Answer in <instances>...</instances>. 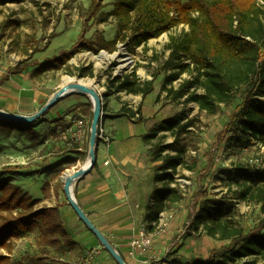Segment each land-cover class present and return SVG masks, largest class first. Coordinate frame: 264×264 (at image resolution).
<instances>
[{
    "label": "trees",
    "instance_id": "1",
    "mask_svg": "<svg viewBox=\"0 0 264 264\" xmlns=\"http://www.w3.org/2000/svg\"><path fill=\"white\" fill-rule=\"evenodd\" d=\"M114 0L112 9L104 12L103 0H90L86 11L87 20L102 24L112 18L117 26L116 37L106 40L98 35L93 41L83 38V31L76 44L40 64L8 68L0 78V86L12 75H19L29 67H37L36 75L68 69V62L81 50L97 54L105 51L112 54L117 44L123 43L128 52L141 48L147 52L150 40L158 39L180 25L186 26L178 36H170L164 46L167 56L162 59L150 81H141L133 69L121 77L111 78L108 72L107 89L111 94L124 92L127 95L147 97L154 91V81L161 72L168 73L161 91L169 103L195 104L200 112L214 115L221 106L235 105L231 118L233 148L257 145L264 148V0ZM153 61L160 59L152 56ZM115 63L111 65L112 69ZM78 78H95L92 66L76 70ZM189 75L177 88L173 82L182 75ZM197 91H200L197 94ZM104 105H102V111ZM104 112V111H103ZM141 123V111L123 106L112 119L127 117ZM104 120V118H103ZM184 114L165 119L155 124L142 137L145 145H151V161L160 162L156 167L153 182L155 188L152 204L148 207V220L153 228L160 215L170 203L181 200L179 189L173 187L178 170L185 165V146L180 139L189 122L183 123ZM20 123L3 122L0 126L15 128ZM170 137V143L162 138ZM98 143V139L96 144ZM87 153L82 155L86 158ZM214 168L207 165L206 172ZM234 181L242 183L238 194L241 198L260 205L264 212V171L238 165ZM62 172L51 176L57 182ZM245 181L246 183L243 184ZM57 194V191H54ZM44 189L45 198L49 197ZM39 200L31 198L11 181H0V264H24L14 262V242L38 229L40 245L60 252L63 245L70 244L68 233L63 227L59 207L38 209ZM233 206L225 198L209 199L203 196L202 203L188 228L190 233L202 232L207 237L223 242L212 250L205 260L196 259L184 264H238L246 259L264 256V221L249 232H245L232 219ZM151 228V229H153ZM171 264H181L174 259ZM245 264V263H244Z\"/></svg>",
    "mask_w": 264,
    "mask_h": 264
},
{
    "label": "rangeland",
    "instance_id": "2",
    "mask_svg": "<svg viewBox=\"0 0 264 264\" xmlns=\"http://www.w3.org/2000/svg\"><path fill=\"white\" fill-rule=\"evenodd\" d=\"M113 1L103 0L104 12L112 9ZM258 2L262 4L261 0ZM89 5L90 0H0V77L10 67L40 64L39 62L47 60L49 56L57 55L59 50L55 48L58 43L50 46V41L54 34L59 32L72 33L79 29L80 32L83 31V38L86 41H93L98 35L107 40L114 39L118 35L115 21L109 18L107 22L99 24L94 19L87 20L86 11ZM183 31H187V27L180 25L158 39L150 40L146 53L141 48L128 52L123 43H118L117 50L112 54L105 51L94 54L81 50L68 62L72 75L68 74V69L36 75L37 67L31 66L25 73L11 77L9 82L0 87V110L26 116L33 115L59 88L63 87L64 80L69 78L96 89L104 105L100 122L102 123L106 110L111 112L110 110H115L122 104L121 97L110 95L112 90L107 89L108 72L110 71L113 78L121 77L135 69L138 78L150 81L151 74L157 71L160 62L167 56L163 50L169 37L178 36ZM152 56L158 57L159 62L153 61ZM113 63L115 66L110 69ZM125 63L129 64L124 67ZM88 65L92 66L95 78H78L76 70ZM167 75L168 73L164 72L158 74L153 82L157 89L152 93V98L158 110L157 114L163 120L184 114L183 123L189 122L185 133L180 137L185 146L183 156L185 165L178 170L175 183L172 185L177 186L181 196L180 202L189 209V215L182 227L184 235L187 237V226L191 224L204 195L209 199L225 198L231 202L233 221L247 232L253 230L264 221V212L260 205L247 200L248 197L243 199L238 194L242 183L234 181L236 176L234 171L238 165L264 171V148L257 145L232 147L233 131L228 127L231 126L230 120L237 103L230 108L221 106L214 115L200 112L197 105L192 103L187 105L169 103L165 93L161 91ZM188 78L189 75H182L172 86L177 88ZM199 93L200 91H197V94ZM84 96L71 95L60 100L32 124L15 128L0 126V181L9 180L31 198L40 199L36 206L38 209L46 207V204L42 203L44 189L58 190L59 195L66 199L63 193V174L75 172L83 167L87 160V156L83 159L82 155L88 154L89 133L83 144L72 140L70 136L67 137L70 139H63V134L65 132L69 134L71 125L77 120L86 122L90 130L93 106L89 97L87 103L80 101ZM126 97L123 99L125 106L132 102ZM141 107L142 104H137L133 108L136 112L137 109L141 111ZM77 109L78 113L75 114ZM65 116L69 118L65 119ZM137 118L136 116L132 121ZM65 121L68 123L65 124ZM157 141L159 140L151 145ZM161 141L170 143L173 139L168 136ZM151 145L148 149L149 156L152 151ZM207 165L213 166L214 169L206 172ZM60 171L62 174L58 181L52 182L51 176ZM141 230L146 231L145 228ZM39 235V230L35 229L29 231L23 239L15 241L14 254L10 259L14 262L23 260L24 264H80L92 252L86 250L75 258H67L61 254L65 252L64 246L60 252L41 246ZM0 253L6 254L5 251ZM243 262L264 264V256L246 259Z\"/></svg>",
    "mask_w": 264,
    "mask_h": 264
},
{
    "label": "crops",
    "instance_id": "3",
    "mask_svg": "<svg viewBox=\"0 0 264 264\" xmlns=\"http://www.w3.org/2000/svg\"><path fill=\"white\" fill-rule=\"evenodd\" d=\"M80 31L77 29L72 33L71 31L56 33L50 41V46L58 43L56 50H69L76 44ZM93 73L96 76L94 70ZM19 75L10 76L9 80ZM156 89L154 87V93ZM152 93L145 98L140 95H127L124 92L115 93L114 96L121 97L122 104L115 110H110L111 112L106 110L101 123L109 142L98 139L96 164L85 176L75 182L72 189L73 196L80 209L126 264H171L174 259L184 264L196 259L205 260L209 257L210 251L218 249L223 242L209 238L202 232L188 231L186 237L182 227L189 215V209L184 203L179 201L166 206L162 213L166 218V226L158 235L155 234V227L153 228V224L148 220L147 209L152 204L157 186L153 182L154 172L160 162L151 161L148 155L150 147L143 143L142 137L155 124L163 121V118L157 114ZM124 97L132 101L126 106L130 110L134 111L135 105L142 104L141 123H135L127 117L111 118L125 106ZM80 101L87 103L88 96L80 98ZM77 113L78 109L75 110V114ZM64 118L68 119L69 116ZM67 123L65 121V124ZM72 126L73 124L71 128ZM69 136L75 140L71 133L66 132L63 134V139H70L67 138ZM86 139L77 142L83 144ZM48 191L50 195L48 198L44 196L42 203L48 208L59 207L63 227L70 238V244L63 245L65 252L61 254L67 258H75L87 250L92 251L94 264H116L112 257L100 248L97 239L78 219L67 200L59 195L58 190L51 188ZM54 191H57V194ZM36 200L40 201V199ZM141 228L152 234V248L146 254L136 251L131 255L130 243Z\"/></svg>",
    "mask_w": 264,
    "mask_h": 264
},
{
    "label": "water",
    "instance_id": "4",
    "mask_svg": "<svg viewBox=\"0 0 264 264\" xmlns=\"http://www.w3.org/2000/svg\"><path fill=\"white\" fill-rule=\"evenodd\" d=\"M70 80V79H69ZM86 95L92 102V120L89 130V142H88V164L86 167H81L75 172H72L66 179L62 180L63 193L66 200L72 210L77 215L82 224L94 235L101 247L112 257L116 264H126L122 257L116 252L110 242L103 236V234L97 230L92 224L85 213L80 209L73 196V185L77 180L85 176L96 164V142H97V130L102 118V103L101 96L98 94L94 87L87 86L83 82H74L70 80V83L59 88L55 94L47 101V103L35 114L26 116L21 114H13L3 110H0V120L6 122L20 123V124H32L47 113L56 103L60 100L69 97L71 95ZM64 175V174H63ZM63 177V176H62Z\"/></svg>",
    "mask_w": 264,
    "mask_h": 264
},
{
    "label": "built area",
    "instance_id": "5",
    "mask_svg": "<svg viewBox=\"0 0 264 264\" xmlns=\"http://www.w3.org/2000/svg\"><path fill=\"white\" fill-rule=\"evenodd\" d=\"M70 133L73 139L78 142H83L89 133L86 122L82 120L75 121L72 128L70 129ZM97 138L105 141L106 143L109 142V138L105 135V130L103 129L101 123L98 126ZM165 226L166 218L163 214H161L158 223L155 225V234H160L164 230ZM189 226L190 225L187 227L189 228ZM152 242V234L148 233L147 231L140 230L138 235L130 243L131 255H133L136 251H139L142 254L150 252L152 248ZM80 264H94L93 255L90 254L86 256V258Z\"/></svg>",
    "mask_w": 264,
    "mask_h": 264
},
{
    "label": "bare ground",
    "instance_id": "6",
    "mask_svg": "<svg viewBox=\"0 0 264 264\" xmlns=\"http://www.w3.org/2000/svg\"><path fill=\"white\" fill-rule=\"evenodd\" d=\"M128 64H129V63H125V64H124V67H126ZM69 83H70L69 78H66V79L64 80L63 86H65V85H67V84H69ZM87 164H88V159H87L86 162L84 163L83 167H86ZM70 174H71V173H65V174L63 175V177H62V180L66 179Z\"/></svg>",
    "mask_w": 264,
    "mask_h": 264
}]
</instances>
